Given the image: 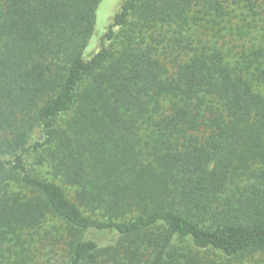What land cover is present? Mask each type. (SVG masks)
<instances>
[{
    "label": "trees",
    "instance_id": "obj_1",
    "mask_svg": "<svg viewBox=\"0 0 264 264\" xmlns=\"http://www.w3.org/2000/svg\"><path fill=\"white\" fill-rule=\"evenodd\" d=\"M101 1L0 0V264L264 256V0Z\"/></svg>",
    "mask_w": 264,
    "mask_h": 264
},
{
    "label": "rangeland",
    "instance_id": "obj_2",
    "mask_svg": "<svg viewBox=\"0 0 264 264\" xmlns=\"http://www.w3.org/2000/svg\"><path fill=\"white\" fill-rule=\"evenodd\" d=\"M124 0H103L101 1L98 9H97V22L95 25V32L92 36L90 44L87 48V53L90 54L99 48L101 45V37L103 32L107 31L109 24L111 23L115 13L120 9L121 4ZM228 29H224L223 33H228ZM167 36H171V34H167ZM229 38V36H226ZM147 41H150L148 38ZM120 42V41H118ZM232 46L237 44L238 46L241 44L238 41L234 40L231 42ZM165 42L159 45V49L157 51V56L161 59L163 67L168 69V71L174 70V65L177 62L178 55L177 52L171 49L170 46ZM114 46H118L117 42L114 43ZM166 49H165V48ZM239 49V48H238ZM86 54V52H85ZM36 157V153H32L29 155V164L35 171L41 172L47 177L53 179L58 184H63L59 177L55 176L51 171L48 165H36L34 164ZM68 195L73 197V192L70 188H65ZM66 230V224L54 217L51 220H48L42 227V237L43 242L38 243V247H40V255L39 262L42 264H62L67 261V251L65 249V245L61 239L62 234ZM206 261L210 262V264H264V256L261 254H255L253 256L247 255L246 257L240 259H226L220 253L208 252L205 255ZM242 260L243 263L240 261Z\"/></svg>",
    "mask_w": 264,
    "mask_h": 264
}]
</instances>
